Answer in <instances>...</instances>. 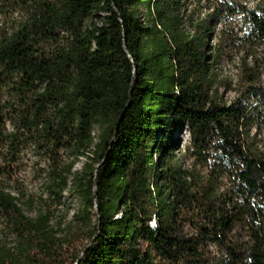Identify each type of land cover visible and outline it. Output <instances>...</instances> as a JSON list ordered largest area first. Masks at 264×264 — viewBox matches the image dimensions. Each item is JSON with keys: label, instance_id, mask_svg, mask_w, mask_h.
Wrapping results in <instances>:
<instances>
[{"label": "trees", "instance_id": "trees-1", "mask_svg": "<svg viewBox=\"0 0 264 264\" xmlns=\"http://www.w3.org/2000/svg\"><path fill=\"white\" fill-rule=\"evenodd\" d=\"M245 2L0 0L24 14L0 25V220L22 241L0 264H264V0ZM28 153L50 197L81 198L80 252L8 191Z\"/></svg>", "mask_w": 264, "mask_h": 264}, {"label": "rangeland", "instance_id": "rangeland-1", "mask_svg": "<svg viewBox=\"0 0 264 264\" xmlns=\"http://www.w3.org/2000/svg\"><path fill=\"white\" fill-rule=\"evenodd\" d=\"M247 6L252 7L255 5L256 0H245ZM194 6H189V10H192ZM2 8L0 12V25L11 26L19 22L23 17L20 11L13 13H6ZM200 13L204 12V8H200ZM145 15V13H143ZM239 17L233 19V24L238 25ZM219 27V26H218ZM216 38L211 41V45L214 46ZM232 57V61L222 62L218 68V74L221 77L233 78L236 74V59ZM231 97V94H228ZM97 129H94L93 135L97 134ZM180 146L182 147L186 143V134L184 131L178 136ZM69 160H74L73 170L79 172L82 170L84 164L87 162L85 157L79 156L75 158L73 153H69ZM26 167L20 170L18 176L15 177V182H10L9 185L17 188V191L13 188H8L10 193L19 198L18 205L23 209L24 214L35 219L40 215H46L49 226L55 230L57 238L62 241V250L64 253L74 254L80 252L82 247L87 243V226L83 222H75L73 218L76 216L77 211L80 209L81 198L72 191V185L69 183L68 189L64 191L60 198V202L49 196L44 187V178L39 177L36 174L30 172L35 166L38 167L36 159L27 154ZM11 187V186H10ZM19 190V191H18ZM21 192V193H20ZM96 209L92 210L91 222L94 223ZM22 248V241L13 233L12 227L3 224L0 220V250L14 249L11 251L13 254L20 251ZM20 260V259H19ZM50 264L51 262L45 261L44 256L39 257V264Z\"/></svg>", "mask_w": 264, "mask_h": 264}, {"label": "bare ground", "instance_id": "bare-ground-1", "mask_svg": "<svg viewBox=\"0 0 264 264\" xmlns=\"http://www.w3.org/2000/svg\"><path fill=\"white\" fill-rule=\"evenodd\" d=\"M153 225L155 226V223L153 222Z\"/></svg>", "mask_w": 264, "mask_h": 264}]
</instances>
